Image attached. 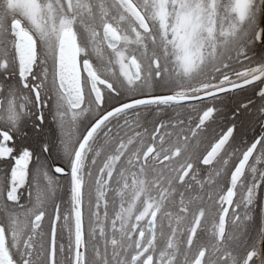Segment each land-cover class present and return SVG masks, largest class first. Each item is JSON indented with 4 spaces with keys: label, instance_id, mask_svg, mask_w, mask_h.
<instances>
[{
    "label": "snow or ice",
    "instance_id": "6c2138e0",
    "mask_svg": "<svg viewBox=\"0 0 264 264\" xmlns=\"http://www.w3.org/2000/svg\"><path fill=\"white\" fill-rule=\"evenodd\" d=\"M0 264H264V0H0Z\"/></svg>",
    "mask_w": 264,
    "mask_h": 264
}]
</instances>
